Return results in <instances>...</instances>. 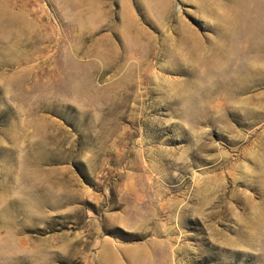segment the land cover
<instances>
[{
  "label": "rangeland",
  "instance_id": "rangeland-1",
  "mask_svg": "<svg viewBox=\"0 0 264 264\" xmlns=\"http://www.w3.org/2000/svg\"><path fill=\"white\" fill-rule=\"evenodd\" d=\"M96 1L0 0V264H264V0Z\"/></svg>",
  "mask_w": 264,
  "mask_h": 264
},
{
  "label": "bare ground",
  "instance_id": "bare-ground-1",
  "mask_svg": "<svg viewBox=\"0 0 264 264\" xmlns=\"http://www.w3.org/2000/svg\"><path fill=\"white\" fill-rule=\"evenodd\" d=\"M91 2L93 3L92 5L95 6V4H96L97 1L96 0H91ZM119 66H121V63L120 62H119Z\"/></svg>",
  "mask_w": 264,
  "mask_h": 264
}]
</instances>
